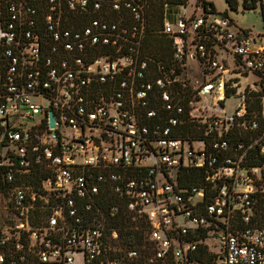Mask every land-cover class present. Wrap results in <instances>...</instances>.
Listing matches in <instances>:
<instances>
[{
    "label": "built area",
    "instance_id": "obj_1",
    "mask_svg": "<svg viewBox=\"0 0 264 264\" xmlns=\"http://www.w3.org/2000/svg\"><path fill=\"white\" fill-rule=\"evenodd\" d=\"M0 6V264H264L263 35L165 5L160 60L148 0Z\"/></svg>",
    "mask_w": 264,
    "mask_h": 264
},
{
    "label": "trees",
    "instance_id": "obj_2",
    "mask_svg": "<svg viewBox=\"0 0 264 264\" xmlns=\"http://www.w3.org/2000/svg\"><path fill=\"white\" fill-rule=\"evenodd\" d=\"M227 5L231 10H237V2L234 0H225ZM185 0H148L149 3V12H148V37H147V43H146V52L149 57H154L157 59L162 60L165 56L168 54L169 50V40L166 39L163 35L159 33L162 27V22L164 18V12H165V5H184ZM260 3V0H251L250 4H247V2H243V8L246 10H253L256 8V4ZM211 6V9H208V7ZM264 7V6H263ZM261 5H259L260 14L262 16L263 20V28H264V9ZM201 8L204 9L206 14H214L217 13L214 11V6L211 3H204ZM4 15L3 8L0 6V22L2 20V17ZM227 16V14H223ZM264 36V33H263ZM188 90H184L183 92H179L181 97H184V100L182 102L183 105L187 104V96ZM179 136H189V137H197L200 135L199 132L196 130V124L186 120V123L183 124L180 127ZM257 164V163H256ZM183 183L184 185L187 184L188 186H195L200 187L204 184L203 182V176L201 171L196 170H190L188 174L183 176ZM264 201V200H263ZM253 222L256 223H264V214L263 213H257L254 218Z\"/></svg>",
    "mask_w": 264,
    "mask_h": 264
},
{
    "label": "rangeland",
    "instance_id": "obj_3",
    "mask_svg": "<svg viewBox=\"0 0 264 264\" xmlns=\"http://www.w3.org/2000/svg\"><path fill=\"white\" fill-rule=\"evenodd\" d=\"M204 3H211L214 6V11L217 12V16L221 17L223 14H227L228 18L232 20V25L230 29L233 33L237 34L238 32H246L251 37L258 39L262 37L264 33L263 28V20L260 14V9L258 5L264 6V0H260V3L256 4V8L253 10H246L242 7L241 3L237 6V10H231L227 5L225 0H185L184 5H175L169 6L168 14L166 15V19L174 23L177 20L179 14L189 15L195 7L203 6ZM264 9V7H263ZM225 59H227V63L229 65L232 64V60L230 58H226V54H221ZM219 56V59L222 57ZM189 70L184 73L181 78L184 80L187 79V76H195L200 73V69L198 67L197 62H189L188 64ZM245 78H242L241 82L245 85ZM237 105V100L235 99H227L224 102V110L220 113H225L226 115H231ZM180 221H184L183 218H180Z\"/></svg>",
    "mask_w": 264,
    "mask_h": 264
},
{
    "label": "water",
    "instance_id": "obj_4",
    "mask_svg": "<svg viewBox=\"0 0 264 264\" xmlns=\"http://www.w3.org/2000/svg\"><path fill=\"white\" fill-rule=\"evenodd\" d=\"M208 9H211V6L208 7ZM51 116V114H49V117ZM51 126L54 127V123L53 120L51 119Z\"/></svg>",
    "mask_w": 264,
    "mask_h": 264
}]
</instances>
